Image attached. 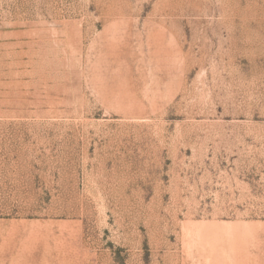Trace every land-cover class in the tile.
<instances>
[{
  "label": "rangeland",
  "instance_id": "rangeland-1",
  "mask_svg": "<svg viewBox=\"0 0 264 264\" xmlns=\"http://www.w3.org/2000/svg\"><path fill=\"white\" fill-rule=\"evenodd\" d=\"M0 264H264V0H0Z\"/></svg>",
  "mask_w": 264,
  "mask_h": 264
}]
</instances>
